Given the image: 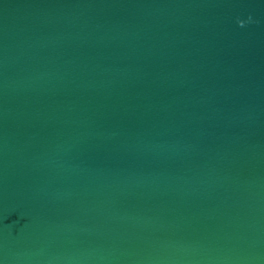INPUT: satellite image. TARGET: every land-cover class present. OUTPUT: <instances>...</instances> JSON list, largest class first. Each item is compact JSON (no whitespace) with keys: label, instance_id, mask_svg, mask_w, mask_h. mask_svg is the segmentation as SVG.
Here are the masks:
<instances>
[{"label":"water","instance_id":"95a60500","mask_svg":"<svg viewBox=\"0 0 264 264\" xmlns=\"http://www.w3.org/2000/svg\"><path fill=\"white\" fill-rule=\"evenodd\" d=\"M0 264H264V0H0Z\"/></svg>","mask_w":264,"mask_h":264},{"label":"clouds","instance_id":"9594fccd","mask_svg":"<svg viewBox=\"0 0 264 264\" xmlns=\"http://www.w3.org/2000/svg\"><path fill=\"white\" fill-rule=\"evenodd\" d=\"M252 22H254V21L252 20V17H249L248 20H246V21H245V20H240V21H239V24H240L241 27H243V26H245L246 24H248V23H252Z\"/></svg>","mask_w":264,"mask_h":264}]
</instances>
